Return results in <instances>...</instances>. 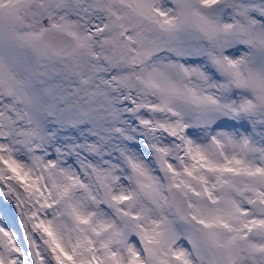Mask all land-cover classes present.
<instances>
[{
    "label": "snow or ice",
    "instance_id": "1",
    "mask_svg": "<svg viewBox=\"0 0 264 264\" xmlns=\"http://www.w3.org/2000/svg\"><path fill=\"white\" fill-rule=\"evenodd\" d=\"M0 264H264V0H0Z\"/></svg>",
    "mask_w": 264,
    "mask_h": 264
}]
</instances>
